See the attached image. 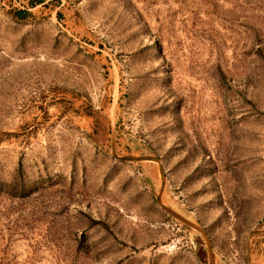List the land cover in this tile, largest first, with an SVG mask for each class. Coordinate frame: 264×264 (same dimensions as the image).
I'll use <instances>...</instances> for the list:
<instances>
[{"label":"rangeland","instance_id":"1","mask_svg":"<svg viewBox=\"0 0 264 264\" xmlns=\"http://www.w3.org/2000/svg\"><path fill=\"white\" fill-rule=\"evenodd\" d=\"M261 231L264 0H0V264H264Z\"/></svg>","mask_w":264,"mask_h":264},{"label":"water","instance_id":"2","mask_svg":"<svg viewBox=\"0 0 264 264\" xmlns=\"http://www.w3.org/2000/svg\"><path fill=\"white\" fill-rule=\"evenodd\" d=\"M121 160H142V159H136V158H132V157H122ZM164 210L169 213L170 215H172L174 218H176L177 220L183 222L184 224L190 226L191 228L200 231L197 227L193 226L192 224L188 223L187 221H185L184 219H182L180 216H178L177 214H175L174 212L170 211L169 209L164 208ZM253 235H260L262 233L260 232H254L252 233ZM263 235V234H262Z\"/></svg>","mask_w":264,"mask_h":264},{"label":"trees","instance_id":"3","mask_svg":"<svg viewBox=\"0 0 264 264\" xmlns=\"http://www.w3.org/2000/svg\"><path fill=\"white\" fill-rule=\"evenodd\" d=\"M25 14H26V12H21V11L17 13V15L20 19L24 18Z\"/></svg>","mask_w":264,"mask_h":264},{"label":"bare ground","instance_id":"4","mask_svg":"<svg viewBox=\"0 0 264 264\" xmlns=\"http://www.w3.org/2000/svg\"><path fill=\"white\" fill-rule=\"evenodd\" d=\"M260 233L264 234V231H261Z\"/></svg>","mask_w":264,"mask_h":264}]
</instances>
